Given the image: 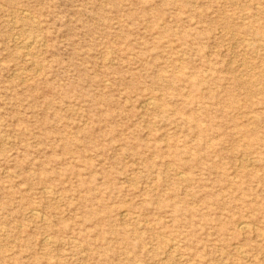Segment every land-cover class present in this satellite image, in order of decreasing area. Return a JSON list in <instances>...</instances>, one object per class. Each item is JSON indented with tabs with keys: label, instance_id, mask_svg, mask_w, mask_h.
<instances>
[{
	"label": "rangeland",
	"instance_id": "374dc122",
	"mask_svg": "<svg viewBox=\"0 0 264 264\" xmlns=\"http://www.w3.org/2000/svg\"><path fill=\"white\" fill-rule=\"evenodd\" d=\"M0 264H264V0H0Z\"/></svg>",
	"mask_w": 264,
	"mask_h": 264
},
{
	"label": "bare ground",
	"instance_id": "6f19581e",
	"mask_svg": "<svg viewBox=\"0 0 264 264\" xmlns=\"http://www.w3.org/2000/svg\"><path fill=\"white\" fill-rule=\"evenodd\" d=\"M156 126V125H155ZM242 226H244V225H242ZM247 226V225H246ZM244 228H247V227H244ZM241 229V228H240Z\"/></svg>",
	"mask_w": 264,
	"mask_h": 264
}]
</instances>
